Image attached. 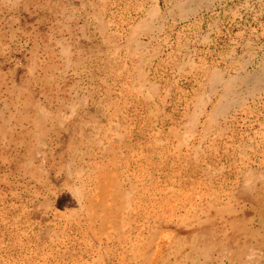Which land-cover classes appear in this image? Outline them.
I'll return each instance as SVG.
<instances>
[{
  "label": "rangeland",
  "instance_id": "rangeland-1",
  "mask_svg": "<svg viewBox=\"0 0 264 264\" xmlns=\"http://www.w3.org/2000/svg\"><path fill=\"white\" fill-rule=\"evenodd\" d=\"M16 1L0 0V264H140L122 257H131L135 248L148 249L152 264L168 259L173 264L176 246H188L198 229L228 247L245 238L264 245V179L255 181L248 197H239L236 188L240 168L252 165L264 172V91L220 117L205 137L198 135L201 115L198 133L180 138L202 86L200 72L186 61L232 73L241 64L253 70L264 58V0H211L195 15L141 33L139 39L147 42L144 97L128 94L124 87L133 79L109 68L63 73L67 61L60 42L118 37L150 7L166 11L170 0ZM122 51L118 57H124ZM31 94L74 119L70 104L86 95L84 108L74 107L83 114L81 124L68 126L69 133L66 124L47 137L49 144L37 147L28 131L33 126L8 123L13 108H4L17 95L29 99ZM100 124L113 132L96 135ZM70 137L76 155L60 158ZM68 160L77 173L62 169L59 161ZM73 187L83 193V211L75 208ZM180 193L190 197V205ZM162 197L177 202L167 221L148 216V208L151 214L167 212ZM186 214L201 218L200 227L179 228L174 221ZM177 262L188 264L190 257ZM211 264L219 263L212 258Z\"/></svg>",
  "mask_w": 264,
  "mask_h": 264
},
{
  "label": "bare ground",
  "instance_id": "bare-ground-1",
  "mask_svg": "<svg viewBox=\"0 0 264 264\" xmlns=\"http://www.w3.org/2000/svg\"><path fill=\"white\" fill-rule=\"evenodd\" d=\"M170 1H171V2H169V4H171L170 7H169V5H167L165 3L167 6V9H166V11H163V12L161 10H159L156 6H154L153 8L150 7L149 8L150 11H147L148 14H147V12H145L147 14V16L141 17L142 19L140 18V20L137 21L134 25H131L126 33L125 32L119 33L118 37H117V35L113 34V35H111V37L102 39V41H100V40L99 41L89 40L88 43H86V44H84L83 42H78L76 40L73 41L72 43L60 42L61 43V49L59 52L61 55H63V57L67 61L66 68L62 72L67 74L69 71L68 69H72L73 73L77 74L80 71L82 72L84 70L91 69L95 65L99 66L100 68H109V69H111V71L114 74H120V73L126 74L129 81H130V79H133L130 81L131 84L129 83V86L124 87V90L128 94H139L140 96L144 97V91L146 90V87H147L146 86L147 82H145V80L147 81V79H146L147 73L145 72V62L147 60L144 62H143V60L145 59L144 58L145 50H146L145 45L147 44V42H145L143 40L141 41L139 39V35L143 32H147V31L148 32L149 31L154 32V31H157L159 29H160L159 31H161V27L164 24H166L167 20H170L171 18L174 21L180 20V19L183 20V19L187 18L190 14H192V13L194 14V12L198 11V9H200V7L203 6L204 4L207 5L211 2V0H170ZM12 2H13V0H11V3ZM153 32H152V34H153ZM152 49H155V48H152ZM72 50H75V51H73V53H75L74 61H72L70 59L71 56L69 55V53H71ZM119 50L124 51V57H122V56L118 57L117 56L116 52ZM112 51H114V54H112ZM148 52H150V51H148ZM155 53H156V51H155ZM149 56H148V58H149ZM129 57L133 59V63L131 62L132 64L129 63V61L127 59ZM187 61H186V63L190 64L192 70L200 72L201 78L199 77L200 80L198 82L202 86L199 88V90H197L195 110L190 114V120L188 121L190 124H186L187 133L184 136H180L181 140H186L188 138V134L190 131L191 132L192 131L197 132V130L199 128L197 127L196 124L199 120V116L203 115L204 118H203V120L202 119L200 120V123H201L200 132L202 135L201 134H198V135H199V137H205L206 133L211 128H213L216 123H218V120L220 119V117L226 116L229 113V111L234 109V108L243 106V104L245 103V101L249 97L257 96L258 94L262 93V91H264V58H261V60H259V62L256 64V67L253 70H247L242 66L243 64H241L240 70L235 71L233 73L226 71V70L219 68V67H215V66L212 67L211 65H207L205 62L195 63V62H192V60H190L191 62L190 61L187 62ZM242 63H243V61H242ZM184 64H185V61H184ZM244 65H246V63ZM181 66H182V64H181ZM18 96L19 95H17L16 97H18ZM16 97H15V99H16L15 102H13V100H12L13 104L12 103L6 104V102L4 103L5 109L6 108L10 109V106L13 108L10 111V113H11L10 117L7 118V122L10 123L12 121V119L13 120L15 119V120H17L16 123L18 122L19 124H24V123L31 124L33 126V128L29 129L28 131L34 136V143L38 145L37 147H39V146L46 145L48 143L47 137L48 136L50 137L51 134H53V133L58 134L59 132H61V130H60L61 127H64L66 124H67L66 125L67 129H68V126L70 127L72 124L77 125L76 124L77 122L79 124H81L82 116L79 119H78V117H79V115H83V114L80 113L79 111L75 110L74 107L81 104V107L84 108L83 104L85 101V97H87V96L84 94L79 95L74 99V101H73L74 103L70 104L71 108H73V110H74L72 112H74V114L77 117L75 119H74V117L69 116L68 113L62 114L60 112L53 111L51 109V107H47V106L43 105L41 102L39 103L36 100V98L34 97V95H32V94L29 96V99H26V98L21 99L20 96L17 99ZM7 103H9V102H7ZM85 104H87V100H86ZM86 117L89 120H93L94 114L92 116L89 113ZM97 120H94V122ZM88 122H90V121H88ZM95 124L96 123H93L92 125L94 126ZM9 126L10 125L7 124L5 127L7 129H9ZM10 127H12V126H10ZM66 128H65V131L67 130ZM99 129H102V130H99ZM67 131L69 133V129ZM67 131H66V133H67ZM94 131L97 132L96 135H98V133H99L101 136V135H106L107 132L108 133L113 132V129H109V128L107 129L105 124H100L99 127H95ZM66 133H64V134H66ZM65 136H67V134ZM52 137H50V138H52ZM98 138H100V137H98ZM72 143H73V138L70 137L67 141L65 148L63 149L64 153L59 155L60 158L64 154H67V153L70 154L71 156L75 157L76 151L73 150L75 147L72 145ZM98 145L102 146L99 143H98ZM37 147H36V150H38ZM50 148L52 150V146ZM198 148H199L198 146L193 147V149H195L196 151H198ZM52 152L54 153V151H52ZM74 160L75 159H73V161ZM59 162L61 164L62 169H64L66 171V173L71 174V173H77L78 172L77 170L73 169L71 160L65 161L64 163H63V161H59ZM239 174L242 178V182L241 183L238 182L237 187H236L239 189L237 192V195L239 197L250 196V194L253 191L255 181L258 179H261V178L264 179L263 170L254 168V167H252V165L246 169L240 168ZM70 191L72 192L73 201L75 202L74 203L75 208L78 209V211H83L84 210V204H83V200H82L83 199V193L81 192V190L78 187H73V188H71ZM176 194H178V193H176ZM180 195H182V197L186 198L184 204H186L187 206L191 204L189 201L190 197H186L184 193H180ZM153 196L155 197V194H153ZM182 197H181V199H183ZM173 198H170L167 200V202H165L164 201L165 199H163V197H162L161 207L163 209H166L167 212L163 213V211H161L160 214L158 215L157 214L158 211H155L151 214L150 210L148 208V216L153 215L157 219H162V220L167 221L168 218L165 215L171 214L172 212H174L173 211L174 207L177 204L176 200H174ZM166 199H167V197H166ZM120 200H121V198H120ZM263 200H264V198H263ZM247 201H249V200H247ZM104 202H105V199H104ZM58 207L60 208L61 206H58ZM213 208H215L216 210H219L218 206L213 205ZM223 208H225V207H223ZM231 209H234V208H231ZM247 210L248 209H246L245 211H247ZM145 211H147V210H145ZM248 212H249V210H248ZM248 212H247V214H248ZM73 213L74 212H72L70 210L69 216L72 217ZM89 213H91V212H89ZM251 213H252V211H251ZM92 215H94V214H92ZM227 216L228 215H226V217ZM201 221H202L201 218L191 217L190 215L186 214L174 222L177 225H179V228H181V227L188 228L189 226H196V225L198 227H200ZM236 221H238V220H236ZM103 224H105V223L103 222ZM204 224H207V223H204ZM244 225L249 226L246 224H244ZM247 228L245 230H247ZM106 230H108V227ZM256 231L257 230H255L254 232H256ZM160 233H161V231H160ZM183 233L186 235L188 233V231H184ZM193 234H194V238L188 246H185L184 244H181V243L179 246H176L175 252H174L176 262L173 260L174 261L173 264H182V263L177 262V261H179V259L182 260V257L183 256L185 257V255L187 257H190V262H188V264H211L212 258H215L216 263H219V264H264V245L262 244L263 240L257 241V243H256V244H262V245H256L253 243V239H251L249 236L250 239L245 238L242 243L236 244V245H229L230 244L229 243L228 244L229 247H228L227 246L228 242L225 244H220V243L217 244L214 241L215 239H213L211 236L207 235L206 230L198 229V231H196V230L192 231V235ZM160 236L162 237V239H159ZM200 236L203 237L201 240L199 238ZM163 238H164L163 235L158 236V239L160 241L163 240ZM190 239H191V237H190ZM177 240H178V238H177ZM157 242H158V240L156 241L155 247H156V245L158 246ZM172 244H173V242L171 243L170 248L173 246ZM138 247H139V245H138ZM215 249H216V252H215L216 255H214V257H213V252ZM155 250H156V248H154V251ZM138 251H137V248H135L133 251V255L129 258L124 253H122L123 260H126L125 258H127V260H134L135 262H138L141 260L140 264H152L153 256L151 258L149 257L148 249L146 251H141L139 253H138ZM154 251H153V254H154ZM137 264H139V263H137ZM161 264H171V259H168V260L164 261V263L162 262Z\"/></svg>",
  "mask_w": 264,
  "mask_h": 264
}]
</instances>
